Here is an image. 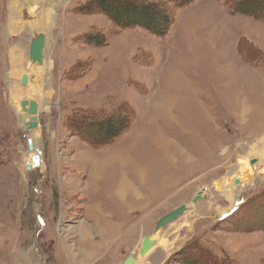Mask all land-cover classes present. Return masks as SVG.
<instances>
[{
    "label": "rangeland",
    "instance_id": "374dc122",
    "mask_svg": "<svg viewBox=\"0 0 264 264\" xmlns=\"http://www.w3.org/2000/svg\"><path fill=\"white\" fill-rule=\"evenodd\" d=\"M33 1L0 0V264H122L145 236L157 241L139 264H192L180 256L192 244L231 264H264V230L256 227L264 223V178L234 184L248 165L264 162V94L248 69L264 65L263 21L230 14L224 0L179 8L147 0L174 14L167 34L156 37L119 29L99 11L79 12L86 0ZM48 12L55 21L45 31ZM8 19L10 31L22 25L11 39ZM34 30L46 33L39 76L46 101H32L48 141L43 167L25 171L34 154L18 133L24 125L10 83L19 73L7 76V50H22L26 64ZM86 34L106 44L91 46ZM122 110L133 115L130 128L103 147L65 123L76 112ZM201 190L207 198L191 205ZM243 200L218 223L223 207ZM181 205L188 210L155 233L157 220Z\"/></svg>",
    "mask_w": 264,
    "mask_h": 264
},
{
    "label": "trees",
    "instance_id": "16d2710c",
    "mask_svg": "<svg viewBox=\"0 0 264 264\" xmlns=\"http://www.w3.org/2000/svg\"><path fill=\"white\" fill-rule=\"evenodd\" d=\"M173 4L174 8L184 7L194 0H166ZM111 3H119L123 7L121 11L113 9ZM164 2H153L147 0H86L78 9L86 14L92 11H99L105 14L109 20L119 29L140 28L156 37H164L170 25L173 23L174 14L165 7ZM224 5L230 14L251 17L254 20H261L264 23V0H224ZM140 10L137 11V10ZM153 19L159 20L154 24ZM84 42L91 46L102 47L106 44L102 35L86 34ZM250 43V42H249ZM251 45V43H250ZM132 113L119 111L112 115L102 112L84 111L76 112L66 119V126L73 135L78 136L82 141L92 147H103L125 133L131 125ZM246 200L225 220H229L247 205ZM257 225V229L264 230ZM188 256L192 264H231L225 258H218L206 249L198 245H191L184 249L180 256Z\"/></svg>",
    "mask_w": 264,
    "mask_h": 264
},
{
    "label": "water",
    "instance_id": "95a60500",
    "mask_svg": "<svg viewBox=\"0 0 264 264\" xmlns=\"http://www.w3.org/2000/svg\"><path fill=\"white\" fill-rule=\"evenodd\" d=\"M21 2L23 0H17ZM46 46L45 37L41 32H32L29 42H28V50H27V61L31 65L41 66L44 58V49ZM38 81L37 75H32L28 77L26 74H23L20 79V86L25 87L28 83L35 84ZM21 110L27 114L26 116H21L19 118V123L24 125V129L32 135L33 132H36L39 129L38 125V109L36 104L33 101H21L20 102ZM27 107V108H26ZM26 119L28 122L26 123ZM26 149L28 152H33V156L31 158V164H25V170L30 171L32 169H38L42 166V149H41V141L39 137L28 136L26 139ZM253 163V161H251ZM235 184H239L238 180L234 181ZM207 191V189H204ZM200 200V194H197L191 201L192 204L198 202ZM187 211L186 205H181L178 208L172 210L165 216L161 217L157 220L155 224L154 231L162 229L164 226L170 224L174 220H176L179 216ZM154 246V242L150 240L149 236H145L141 241V246L138 250L139 256H144L152 247ZM134 257L128 256L123 261L122 264H133Z\"/></svg>",
    "mask_w": 264,
    "mask_h": 264
},
{
    "label": "bare ground",
    "instance_id": "6f19581e",
    "mask_svg": "<svg viewBox=\"0 0 264 264\" xmlns=\"http://www.w3.org/2000/svg\"><path fill=\"white\" fill-rule=\"evenodd\" d=\"M25 1L26 0H23V1H21V3L22 2H24V4H25ZM32 3L31 4H36V1H33V0H30ZM26 3H27V1H26ZM55 3V2H54ZM66 3V2H65ZM26 5V4H25ZM28 5V4H27ZM61 5V4H60ZM30 6V5H29ZM27 7V6H26ZM10 10L13 12H15V10H16V4L14 3V2H12L11 3V5H10ZM48 8V7H47ZM41 9V8H40ZM35 10V9H34ZM18 12V11H17ZM21 12V11H20ZM32 12V11H31ZM52 12H48V13H46L45 14V16H44V18L40 21L41 23V25H43L44 26V28H41V29H44L45 31L46 30H49V29H51L52 27H53V22L55 21V14L53 13V15L51 14ZM22 15H23V13H22ZM50 15H52L51 17H50ZM39 16H40V14H39ZM18 20L21 22V20L18 18ZM18 22V21H17ZM29 25V24H28ZM25 28H27V27H25ZM13 29V28H12ZM22 29V25L20 26V27H18V28H15L14 30H12V31H10V34H18V32L20 31ZM32 29V28H31ZM33 32V31H32ZM32 32H30V36H31V34H32ZM34 32H41L43 35H44V37H45V40H46V33L44 32V31H38V30H34ZM21 52V51H20ZM19 56H17V53L15 52V53H13L12 54V71L10 72V74H9V76H12V77H14V74L16 73V71L19 73L18 74V77H19V79H18V82H17V84H13L12 82L10 83V86H11V89H12V96H13V99L11 100L12 101V103H13V106H15V108H16V110H17V112H18V114H19V116L21 117V116H26L27 114H25L22 110H21V107H20V102L21 101H27V102H30V101H32V99L33 98H37V99H39V100H41V99H45V101H46V98H45V96H46V93H44V91H43V89H42V82H41V79H40V74L42 73L41 71H42V67L43 66H45L44 65V58H43V63H42V65L41 66H37V65H31L28 61L26 62V64L24 65H22L21 63V65L19 64ZM32 70H35V73H37L38 75V81L35 83V84H31V83H28L25 87H21L20 86V78H21V76L23 75V74H26L28 77H31L32 75H36V74H33L32 73ZM41 70V71H40ZM22 72V73H21ZM20 86V89H17V87L16 86ZM44 101V103H41V101H40V103H41V106H46L47 105V102H45ZM27 108V107H26ZM38 109V111L40 110V108L38 107L37 108ZM34 137H36V136H34ZM254 162V161H253ZM250 164H251V161H250ZM258 166H262V169H260L258 172H257V169H258ZM245 172H246V174L244 175V176H241V178H240V181H239V184H238V186H239V188H243L244 186H245V183H253L254 182V180L256 179V178H258V177H261V178H264V162L263 161H256V162H254L253 164H251V165H248L247 167H246V169H245ZM235 180H238V179H234V181ZM235 184V183H234ZM212 187H214L216 190H219L220 189V186H219V181H216V182H213V185H212ZM203 190H201V191H199V192H197L196 194H195V196L197 195V194H200V200L202 199V200H204V199H206L207 198V194L208 193H206V192H204L205 194H203ZM194 196V197H195ZM235 199V198H234ZM197 203V202H196ZM196 203H194V204H192L191 202H190V204L191 205H195ZM229 206V205H228ZM228 206H226V207H223L222 209H221V211L219 212V217L220 218H222V217H224L226 214H227V212L231 209L230 207H228ZM159 231V230H158ZM156 233V232H155ZM149 238H150V240H152L153 242H154V244L156 243V241H157V237H150L149 236ZM140 246H141V243H140V245H139V247L138 248H140ZM151 250V249H150ZM149 250V251H150ZM148 251V252H149ZM148 252L144 255V256H139V254H138V252H137V254H136V256L134 257V263L133 264H139L140 262H141V260H143V258L148 254ZM135 254V253H134Z\"/></svg>",
    "mask_w": 264,
    "mask_h": 264
},
{
    "label": "crops",
    "instance_id": "0c3cea01",
    "mask_svg": "<svg viewBox=\"0 0 264 264\" xmlns=\"http://www.w3.org/2000/svg\"><path fill=\"white\" fill-rule=\"evenodd\" d=\"M254 25H256V29H255V31H256V33H258L259 34V32H260V28H261V26H259V25H257V24H254ZM11 26H12V23H11V21H9V19H8V21L6 22V24H5V27H6V31H7V34H8V38H10L12 35H9V31H10V28H11ZM262 29V28H261ZM264 30V29H263ZM261 34V33H260ZM262 36H264V33L262 32V34H261ZM11 39V38H10ZM29 40V39H28ZM251 42V41H250ZM15 48V47H14ZM14 48H12V50L11 51H9L10 50V47L8 48V50H7V52H8V58L10 59V57H12V54L13 53H17V56H19L20 58H19V64L20 63H22V65L23 64H25V62L23 61V58H22V50H21V53H20V50H13ZM261 49H263L262 47H261ZM27 50H28V45H27ZM27 50H26V57H27ZM264 50V49H263ZM9 54H10V56H9ZM27 59V58H26ZM11 60V65H10V70H11V67H12V58L10 59ZM21 65V64H20ZM263 68H260V69H258V68H256V69H254V68H248L249 69V71H250V73L253 75V77H254V81H256V79H257V81H256V86H257V93H259L260 95H263L264 94V65L262 66ZM7 76H9L8 74H7ZM263 93V94H262ZM11 107V106H10ZM41 112H42V109L40 110ZM41 112L39 113V116H38V120H39V136H40V138H41V143L42 144H44V143H46L47 141H48V135H47V129H46V127H45V124H44V122H43V119H42V117H41ZM19 132L18 133H23L22 134V136H23V138L25 139L26 138V134L24 133V132H20V130H18ZM43 151H44V153H43V155L45 156V152H46V149H45V147H44V149H43ZM43 161H45L46 162V158L44 157L43 158ZM44 162V163H45ZM93 162V161H92ZM87 214V211L86 212H84V217H85V215ZM123 263V262H122Z\"/></svg>",
    "mask_w": 264,
    "mask_h": 264
}]
</instances>
